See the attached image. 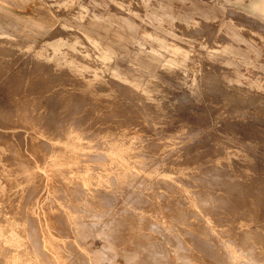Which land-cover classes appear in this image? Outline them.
Segmentation results:
<instances>
[{"label": "rangeland", "instance_id": "rangeland-1", "mask_svg": "<svg viewBox=\"0 0 264 264\" xmlns=\"http://www.w3.org/2000/svg\"><path fill=\"white\" fill-rule=\"evenodd\" d=\"M3 25L0 264H264V0H0Z\"/></svg>", "mask_w": 264, "mask_h": 264}, {"label": "bare ground", "instance_id": "bare-ground-1", "mask_svg": "<svg viewBox=\"0 0 264 264\" xmlns=\"http://www.w3.org/2000/svg\"><path fill=\"white\" fill-rule=\"evenodd\" d=\"M14 3H15V1H14ZM156 6V5H155ZM0 29L2 30V32H5L6 31V29H7V27H5V25H3V26H1L0 27ZM16 31V30H15ZM7 32V31H6ZM17 32V34H20V31H16ZM100 49V48H99ZM80 50V49H79ZM100 50H102V49H100ZM72 53V52H71ZM95 53V52H94ZM76 54V53H75ZM83 54V53H82ZM76 55H78V54H76ZM80 55V54H79ZM91 55V54H90ZM65 56V55H64ZM88 57V56H87ZM28 58V57H27ZM73 58V57H72ZM89 58V57H88ZM94 58V57H93ZM110 58V57H109ZM76 60V59H75ZM100 60H101V58H100ZM71 61V60H70ZM69 61V62H70ZM74 61V60H73ZM77 61V60H76ZM75 61V62H76ZM86 62V61H85ZM78 63V62H77ZM91 67H89V69H90ZM97 69V68H96ZM84 70V69H83ZM81 70H79V72H80ZM85 72V71H84ZM92 73V72H91ZM117 73V72H116ZM80 74V73H79ZM85 76V75H84ZM87 78V77H86ZM121 80V79H120ZM113 81V80H112ZM113 83H116L115 81L113 82ZM119 83V82H118ZM113 86V85H112ZM126 88V87H125ZM139 95H140V93H139ZM261 105L262 106H264V102L263 103H261ZM262 106H260V107H262ZM134 107V106H133ZM241 113V112H240ZM48 125V124H47ZM61 126V125H60ZM45 127V126H44ZM210 148V147H209ZM192 162V161H191ZM84 193V192H83ZM241 193V192H240Z\"/></svg>", "mask_w": 264, "mask_h": 264}]
</instances>
